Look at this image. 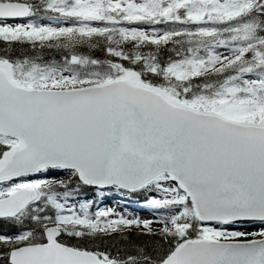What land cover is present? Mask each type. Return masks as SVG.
Returning <instances> with one entry per match:
<instances>
[{"label": "snow or ice", "instance_id": "obj_1", "mask_svg": "<svg viewBox=\"0 0 264 264\" xmlns=\"http://www.w3.org/2000/svg\"><path fill=\"white\" fill-rule=\"evenodd\" d=\"M0 264H264V0H0Z\"/></svg>", "mask_w": 264, "mask_h": 264}, {"label": "rangeland", "instance_id": "obj_2", "mask_svg": "<svg viewBox=\"0 0 264 264\" xmlns=\"http://www.w3.org/2000/svg\"><path fill=\"white\" fill-rule=\"evenodd\" d=\"M122 202L125 203V206L121 204ZM101 206L113 207L116 208L118 211H131L145 216L148 215L147 212L141 211L140 205L126 201L124 198L114 193L109 194L108 196L103 198Z\"/></svg>", "mask_w": 264, "mask_h": 264}, {"label": "trees", "instance_id": "obj_3", "mask_svg": "<svg viewBox=\"0 0 264 264\" xmlns=\"http://www.w3.org/2000/svg\"><path fill=\"white\" fill-rule=\"evenodd\" d=\"M121 201H122V200H121ZM121 204H123V205L125 206V203L122 202Z\"/></svg>", "mask_w": 264, "mask_h": 264}]
</instances>
